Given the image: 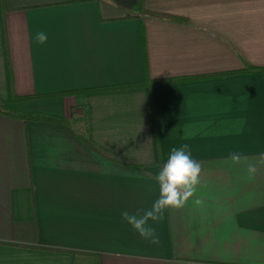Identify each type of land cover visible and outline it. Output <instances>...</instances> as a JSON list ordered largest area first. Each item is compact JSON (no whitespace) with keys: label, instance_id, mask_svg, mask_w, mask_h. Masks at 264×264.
<instances>
[{"label":"crops","instance_id":"obj_1","mask_svg":"<svg viewBox=\"0 0 264 264\" xmlns=\"http://www.w3.org/2000/svg\"><path fill=\"white\" fill-rule=\"evenodd\" d=\"M247 67H264V0H0V100L63 120L0 110V264H264V74ZM183 145L201 183L154 244L121 213L151 208Z\"/></svg>","mask_w":264,"mask_h":264},{"label":"clouds","instance_id":"obj_2","mask_svg":"<svg viewBox=\"0 0 264 264\" xmlns=\"http://www.w3.org/2000/svg\"><path fill=\"white\" fill-rule=\"evenodd\" d=\"M47 34L38 32L36 40L39 44L47 41ZM233 163H239L241 158L238 155L230 157ZM264 163V159L261 160ZM201 164L194 160L188 145L181 148H172L166 162L156 172L154 179L158 185V198L153 202L150 209L137 210L136 213L123 211L121 217L132 229L137 232L141 238L158 244L159 238L156 234V222L163 219L165 210L181 209L190 198H192L197 186L201 183ZM247 171L249 174H255L257 168L249 164ZM200 203L199 200L196 201ZM153 222L150 224L149 222Z\"/></svg>","mask_w":264,"mask_h":264},{"label":"trees","instance_id":"obj_3","mask_svg":"<svg viewBox=\"0 0 264 264\" xmlns=\"http://www.w3.org/2000/svg\"><path fill=\"white\" fill-rule=\"evenodd\" d=\"M136 16H138V15H137V13L135 11H128V12L124 13L122 16L118 17V19H128V18H133V17H136ZM157 16L169 17L168 15H164V14L157 15ZM242 72H246V73L261 72V73L264 74V67H262V68L247 67V68L243 69ZM165 82L166 81H153V82H150V83L151 84H159V83H165ZM146 83L147 82L128 84V85L119 86V88L134 87V86L144 85ZM75 92H84V91H75ZM29 98H31V97L15 96L13 98V102H21V101L27 100ZM0 110L5 112V113H7V114H9V115H12V116H15V117H18V118H22L24 120H42V119H47V120L60 121V122L63 121L62 119L49 117V116H44V115H41V114L19 112V111L15 110V109L11 108V106L9 104L3 103L1 100H0Z\"/></svg>","mask_w":264,"mask_h":264}]
</instances>
